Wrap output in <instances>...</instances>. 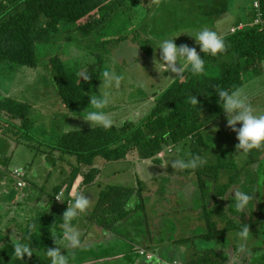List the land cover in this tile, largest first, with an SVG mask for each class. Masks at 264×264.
<instances>
[{
	"label": "trees",
	"instance_id": "obj_1",
	"mask_svg": "<svg viewBox=\"0 0 264 264\" xmlns=\"http://www.w3.org/2000/svg\"><path fill=\"white\" fill-rule=\"evenodd\" d=\"M139 1L0 0V66L6 64L11 69L17 66L35 68L37 66V45L49 43L51 39L62 33L66 41L73 40L71 33L84 37L93 36L95 41L85 46V50L94 51L91 53L95 56L94 63L80 62L72 68H67L56 55L48 60L55 92L63 107L72 112L76 108L88 106L90 97L88 92L93 91L98 85L103 72L101 67L103 62L108 64L113 62L112 53L119 51L120 42L126 40L127 45L137 47L145 56L159 48L160 38H157L154 27L145 23L150 11H147L148 8L141 5ZM175 1L179 4L183 2V5L189 3L188 8L192 5L190 2L197 1L200 4L197 7L206 8L204 14L217 15V17L225 14L228 8L227 0ZM254 1H251V11L246 14L244 20L235 19L229 30L221 35L224 37L227 51L216 57L200 52L201 58L205 61L204 73L193 75L186 67L185 78L183 80L172 79L164 90L157 96L155 94L148 112L138 121L126 120L120 125L113 124L108 130L96 125L91 128L69 130L55 140L51 137L50 142L40 141V147L45 148L44 153L52 162L64 160L63 162L70 167L61 183L52 188L50 195L53 201L55 195L62 192L61 200L56 203L59 205L57 209L37 213L31 225L28 224L19 229L18 234L21 241L30 244L35 249L33 257L31 259L17 258L8 235V237L0 238V264H43L48 260L44 252L49 247L57 246L53 242L52 232H55L60 239L63 235L62 217L68 207L67 203L74 202V196L70 198V189L78 175L82 177L80 184L85 187L93 186L96 176L99 175L100 181L98 179L95 186L100 190L88 216L89 220L99 226L109 228L111 227L109 222L113 224L116 221H123L131 213L137 212L140 205L143 206L145 194L142 192L141 195L143 189H137L140 187V181L137 178L136 187L120 185L101 188V172L92 167L95 158H102L106 162H117L125 159L129 152L134 151L139 159H149L159 164L161 157H158V153L164 151L166 147L177 145L185 140H189L193 145L192 157L201 155L197 147L204 148L206 145L202 141L200 131L223 117V109L218 103L217 89L231 91L234 88H240L244 83L243 76L249 72L257 73L258 67L264 60V0H258L262 22L256 25L252 24L255 17ZM239 24H243L244 27L230 32ZM204 27L201 26L199 29ZM129 28H132L131 34L127 33ZM155 40L158 44L153 42ZM78 73L82 77L81 82L75 80ZM85 76L89 79L85 80ZM191 95L197 97L198 106L188 102ZM30 112L31 107L26 102L0 94V131L4 134H12L16 145L23 143L25 146H31L33 137L29 135L28 130L33 126L34 121L30 119ZM227 153L229 152H221L216 161L218 162L224 156L229 158V161H233L231 153H229L230 157ZM65 155L72 158H65ZM2 162L3 167L6 166V160ZM222 163L218 162L217 165L209 167L203 164L197 169L189 170L190 173H194L190 180L191 178L195 180L194 185H197L196 189L200 195L204 194L203 190L207 181L211 185L216 182L212 178L214 176L217 179L219 170L230 169L229 164ZM81 166L87 167V171L81 172ZM205 176L208 179H204ZM233 180L232 176H229L228 182L223 183L216 192L211 190L209 193L210 208L208 204H204L203 199L200 206L197 202L191 203L190 209L197 206L199 209L203 208L199 219L203 222L204 230L199 238L213 242L217 249L210 248L200 252L195 246L192 253L185 251V254L187 252L189 255L187 259L185 258L184 264H228L229 254L224 249L220 250V247L225 246L229 247L230 251L249 253L250 256L244 258L247 264H264L262 263L264 261V214L260 213L257 207V211L252 207L231 215L221 206L222 213L218 220L213 216V204H218V200L226 196L229 189L235 185H232ZM157 191L153 193L157 194ZM133 195L137 197L134 198ZM131 198H134V201ZM129 202L132 203V207L129 206ZM190 209L188 210L191 212ZM183 211L184 209L181 208V210L172 212L175 215L174 219L178 222H181L184 217H189L188 214H183ZM143 213L142 227L147 231L148 226L146 225L149 220ZM77 219H80L79 216L71 222L72 225ZM244 225L249 226L251 235L249 237L256 236V244L249 242L250 247L252 246L250 251H245L244 246L241 250L240 244H227L228 241L225 238L226 233L240 232ZM132 234L125 237L128 240L126 245L129 251L135 252L131 239L136 236L132 237ZM177 234L183 235L181 231H177L175 236L172 234L170 243L180 242L186 245L192 237L185 238ZM150 240L152 241V238ZM170 243L165 242L166 245L161 246L165 254L174 252V247L170 246ZM137 255L140 257L138 253ZM103 257L107 258V256L97 258ZM72 262L75 263V260L69 257V264ZM81 262L83 260L79 263Z\"/></svg>",
	"mask_w": 264,
	"mask_h": 264
},
{
	"label": "rangeland",
	"instance_id": "obj_2",
	"mask_svg": "<svg viewBox=\"0 0 264 264\" xmlns=\"http://www.w3.org/2000/svg\"><path fill=\"white\" fill-rule=\"evenodd\" d=\"M251 1L227 0V11L219 17L217 15L211 16L208 13L204 14L206 8L197 7L200 5L197 1L190 2L192 5L189 8V3L183 5V2L179 4L175 0H140L139 2L145 8H148L147 11H150L145 23L154 27L155 33L158 35L157 38H160L158 40L160 41L159 45L164 39H175V36H177L174 41L177 46L187 44L190 47H195L197 52L200 53V47L194 39L196 33L202 29L199 28L205 26L210 29L213 28L212 30L217 31L220 35L225 34L229 30L230 25L235 22V19L244 20L246 14L251 11ZM131 30L132 28H129L127 33L131 34ZM63 36L62 33L51 39L49 43L37 45V66L35 68L17 66L11 69L6 64L0 66V94L11 96L30 105V119L34 121L33 126L28 130L29 135L33 137V141L30 143L31 146H25L23 143L16 145L13 142L15 137L12 134H4L0 131V238L8 237L11 234L19 237V229L24 228L28 224L31 225L37 213L58 208V205L50 199L52 188L56 184L61 183L62 178L65 177L70 167L63 162L64 160L52 162L44 153L45 148L40 147V141L50 142L51 137L55 140L59 135L69 130L95 126L83 120L84 111L87 108L89 111L93 110L89 105L76 108L72 112L63 107L56 95L48 66L49 58L55 55L67 68H72L80 62L94 63L95 56L91 54L94 51L90 50L87 52L85 46L91 45L95 39L93 36L84 37L80 34L71 33L73 40L66 41ZM153 42H156V40ZM156 43L158 44V42ZM112 48L114 49L113 45ZM119 48V51L116 50L115 53H112L113 62L111 64L103 62L101 66L103 72L108 70L121 77L119 87L115 85V82L111 85L103 84L104 78L101 76L95 89L88 92L89 96L94 94L98 96L101 93L108 94L110 102L104 111L111 115L114 125H120L126 120L138 121L148 112L153 103V96L155 94L157 96L172 81V78H169L172 74L164 71L159 62V48L156 47L157 49L153 50V53L148 56L143 55L137 47L127 45L126 40L125 42H120ZM257 71L255 74L249 72L243 76L244 83L240 89L249 97L250 103L256 109L257 114H264V60ZM75 80L81 82L80 73L76 75ZM226 125L227 121L223 111V117L200 131L202 141L206 147L200 146L201 148L197 147V149L201 152L200 157L206 161L205 165L208 167L215 166L218 162L230 165L229 170H219L220 173L217 175V179L211 174L213 176L212 180H216V182L211 185L207 181L203 195H200L197 191V185H194L195 180H192V178L190 180V177H193L194 174L189 172L190 169L179 170L171 167V163L176 159H191L193 145H191L192 143L189 140L166 147L159 164L152 160L139 159L134 151L129 152L125 159L117 162H106L102 158H95L92 167L102 171V176L100 175L102 177L101 188L120 185L136 187L137 178L140 181V187L138 185L139 188L137 189H143L141 195L142 192L145 194L143 206L140 205L137 212L131 213L127 217L128 221L123 220L122 228H115V223L109 222L111 224L109 228H112L111 232L123 237H128L133 231L137 232L139 224H142V213L144 212L143 214L149 220L147 222L148 227H146L149 233L150 231L152 233L153 220L156 223L161 220L163 223L164 229L158 235V240L162 245L165 242L166 244L172 242V234L175 236L177 231L183 233V235L177 234L178 236L185 238L192 236L190 242H187L190 244L187 245L186 243L188 247L184 245V242V244L176 242L170 245L176 248L178 252L175 258H178L177 262L179 260L181 262L177 264H184L185 258L187 259L189 255L187 252L185 254V251L192 253L195 246L200 252L210 248L216 250L217 246L213 242L199 238L203 233L204 225L199 219V216H202L203 208L199 209L198 206L202 204L201 200L203 199L204 204H208L207 206L210 208L211 198H209V193L211 190L216 192L223 183L228 182L229 176H232L234 179L232 185H235L229 189L223 199L218 200V204H213L214 218L218 220L222 213L221 206V208L226 210L225 212L231 215H236L239 212L234 206V199L231 198V195H234L232 192L235 190L243 191L253 197L245 210L257 207L260 213L264 214V150H252L247 153L242 150H236V145L238 144L236 134ZM237 127L239 128L240 125H237ZM214 128H217L216 132H213ZM177 148L180 149L179 152H177ZM226 151L231 153L233 161H229V158L224 156L217 162V156L221 152ZM229 153H227L228 157H230ZM64 157L68 158L70 156L65 155ZM3 160H6V166L4 167ZM14 168H22L26 173L24 177L25 186L22 188L16 186L17 180L9 173ZM87 169V167L81 166V172H86ZM203 178L208 179L207 176ZM95 179L93 186L85 187L80 184L82 177L78 175L70 189V198H73L75 192H81L85 195H87L86 192H89L92 195L96 194L95 197H97L100 188L95 186V184L98 179L100 181L99 175ZM155 190H158L157 194L153 193ZM132 197L136 198L137 196L133 195ZM42 201L46 202L47 210L40 207L39 202ZM171 201L173 205H171ZM195 202L198 203V206L190 209L191 203ZM129 203V206H131L132 203ZM93 205L94 201H91V205L86 211H92ZM177 206H182L184 209L183 214H188L189 216L184 217V221L178 222L174 219L175 215L172 212L181 210ZM185 207L187 208L185 209ZM208 208L207 210H209ZM188 209L192 211L190 212ZM83 214L86 215L87 213L80 214L79 218ZM176 219H178L177 216ZM120 224H122V221ZM94 225L97 224L94 223ZM91 230L94 231L93 236L101 235L100 232L96 231L97 228L92 227V225ZM91 230L87 226V228L83 227L78 232H82L83 235H86L85 237H91ZM145 233V228H142V231L137 232L136 237L131 239L135 252L133 250L129 251L126 245L128 240L125 238L118 246H104L102 250L101 248H98V250L96 248L93 253L98 251L99 254L97 256H107V258L103 257L90 264H127L126 261L129 259H136L137 262L141 257H138V252L136 251V248L139 249L140 247L139 237ZM238 233L236 231L226 233L227 244H240L246 247L245 251H250L252 246L250 247L249 242L256 244V236H248L244 240L239 237ZM110 236H113L112 233ZM65 242L62 235L57 246L62 249ZM150 248L155 250L152 247ZM223 249L229 254L230 262L228 264H247L244 258H248L250 256L249 253L230 251L227 246L220 247V250ZM120 251L122 254L121 258L117 256ZM168 255L167 260L171 261L175 253H168ZM72 258L76 263L82 260L79 256H72L71 260ZM139 261L135 262V264H140L141 262ZM142 261H144V258ZM43 264H51L50 259L48 258Z\"/></svg>",
	"mask_w": 264,
	"mask_h": 264
},
{
	"label": "clouds",
	"instance_id": "obj_3",
	"mask_svg": "<svg viewBox=\"0 0 264 264\" xmlns=\"http://www.w3.org/2000/svg\"><path fill=\"white\" fill-rule=\"evenodd\" d=\"M175 39H164L159 45V62L164 71L172 74L169 78L183 80L185 78L184 73L186 67L190 69L193 75L203 74L205 71V61L201 58L196 48L190 47L187 44L177 46L174 42ZM194 39L199 45L200 51L204 54L216 57L227 51L224 37L208 27L199 30ZM102 76L104 78L103 84L111 85L115 82V85L119 87L121 81L120 76L108 70H105ZM84 79L88 80L89 77L85 76ZM217 95L219 97L218 103L225 113L226 126L236 134V139L238 140L236 150H242L245 153L252 150H264V114H257L256 109L250 103L249 97L240 88H234L231 91L218 88ZM109 102L107 93L90 96L89 106L93 110L89 111L87 108L84 111L85 115L83 120L90 125L102 127L105 130L110 129L114 121L111 115L104 111ZM188 102L194 106L199 105L198 99L194 95L188 98ZM237 125H240V127L238 128ZM216 129L214 128L213 132H216ZM179 151L180 149L177 148V152ZM160 153L163 156V151ZM205 163V160L199 155H196L188 160L176 159L171 163V167L179 170L196 169ZM232 193L234 195H231V198L234 199V206L237 211L245 210L249 202L253 199L252 196L240 190H235ZM57 200H59V197H57ZM90 205V197H87L84 193L75 192L74 202L68 205L66 211L63 213L62 218L64 222L61 225L63 229V240L67 241L68 247L71 249H77L81 246L80 233L72 226L71 222L80 214L86 212ZM249 233V226L244 225L238 235L246 240ZM51 235L54 244L57 245L58 239L60 238L57 237L55 232H52ZM9 242L17 258L24 259L28 257L31 259L33 257L35 249L30 244L23 243L19 237L11 234L9 236ZM241 250H243V246H241ZM44 255L50 259L51 264H69L68 255L64 254L57 246L47 248ZM157 264H159V261H157Z\"/></svg>",
	"mask_w": 264,
	"mask_h": 264
},
{
	"label": "crops",
	"instance_id": "obj_4",
	"mask_svg": "<svg viewBox=\"0 0 264 264\" xmlns=\"http://www.w3.org/2000/svg\"><path fill=\"white\" fill-rule=\"evenodd\" d=\"M145 161H149V159H147ZM100 172H102V171H100ZM86 193H87L86 196L90 197L91 201H95L96 200V198H97V197H95L96 194L92 195L89 192H86ZM131 199H133L132 201H134V198H131ZM42 202H39L40 203V207L41 208H46V210H47L48 206L46 205V202H44V201H42ZM171 205H173L172 201H171ZM178 208L181 209L182 206L178 207ZM85 214L89 215V212L86 211ZM86 215L83 214L82 217L80 219H77V221H75V223L72 226L77 231H80L81 228H83V227L87 228V226L91 230V225H92V227H96L97 228L96 231L100 232L101 235L93 236L94 231L91 230V232H92L91 233V237H85L86 235H83V233L81 232L80 233L81 246L79 248H77V249L69 248L68 247V243L66 241L65 244L63 245L64 247L61 249V251H64V254H67L68 257L79 256L83 260V262H81V263H76V261H75V263L72 262L70 264H90L92 262L98 261V260L101 259V258H97L98 257L97 255L99 254L98 251H95L93 253V251L96 248H97V250H98V248L99 249L101 248V250H102L104 248V246L105 247L118 246L119 243H121V241L125 240V237H123V236H121V235H119L117 233L111 232L112 228H108V227L105 228V227H102V226H99V225H94L95 222L89 220V217L86 216ZM121 221L122 220L115 222V225H116L115 228H120V227L122 228L123 227V221H122V224H120ZM124 221H128L127 218ZM152 222H153L152 226H151L152 233H151V231L149 233V231L147 230L145 234H142L139 237V241H140V244H139L140 247L139 248H141V249L145 250L146 252L150 253L151 255H153L154 258L151 259V260H147L144 257H140L139 258L140 261L138 260L139 262H141L140 264H157V261H159V264H177V263L181 262L180 260H179V262L176 261L178 259V258L177 259L175 258L176 257V253H178L176 251V248H174V252L172 251L173 253H175V255L172 256L171 261L167 260V257L169 255L165 254L163 252V250H161V245L162 244L158 240V235H160L161 231L164 229L163 223L161 222V220H158L157 223H156L155 220H153ZM126 225H127V223H126ZM142 228H143L142 224H140L139 228L137 229V232L138 233L141 232ZM137 232L133 231L132 237L136 236ZM107 233H109V234H107ZM111 233H112L113 236H110ZM149 234H151V235H149ZM150 238H152V241L150 240ZM171 244L172 243H170L169 245H171ZM163 245H165V244H163ZM145 247H148V248H145ZM150 247H152L155 250H152ZM149 249H151V250H149ZM168 253H171V252H168ZM121 255H122L121 252H118L117 256L121 258ZM166 255H168V256L166 257ZM120 258H118V259H120ZM143 258H144V261H146V262L142 261ZM133 260L134 259H129V260L126 261V263L127 264H135L136 259H135V261H133Z\"/></svg>",
	"mask_w": 264,
	"mask_h": 264
},
{
	"label": "built area",
	"instance_id": "obj_5",
	"mask_svg": "<svg viewBox=\"0 0 264 264\" xmlns=\"http://www.w3.org/2000/svg\"><path fill=\"white\" fill-rule=\"evenodd\" d=\"M253 7L255 8V17H254V19H253V25H256V24H258V23H260V22H262V19H261V14H260V12H259V2H258V0H255L254 2H253ZM244 26L242 25V24H240L238 27H236V28H232L231 30H230V32H234L235 30H239V29H241V28H243ZM162 156V153H159L158 154V157H161ZM10 175L12 176V177H14L16 180H17V183H16V186L18 187V188H22V187H24L25 186V181H24V177H25V172H24V170L22 169V168H14V169H11L10 170ZM61 196H62V192H59V193H57L56 195H55V197L53 198V201H54V203H59L60 202V200H61ZM57 197H59V200H57ZM68 205H70L69 204V202L67 203V206ZM136 251L138 252V254L140 255V256H143L145 259H147V260H150V259H152L153 258V255H151L150 253H148V252H145V250H143V249H138V248H136Z\"/></svg>",
	"mask_w": 264,
	"mask_h": 264
}]
</instances>
